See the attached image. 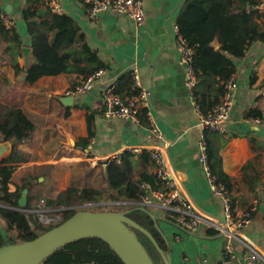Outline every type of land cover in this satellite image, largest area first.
Listing matches in <instances>:
<instances>
[{
    "label": "crops",
    "instance_id": "obj_1",
    "mask_svg": "<svg viewBox=\"0 0 264 264\" xmlns=\"http://www.w3.org/2000/svg\"><path fill=\"white\" fill-rule=\"evenodd\" d=\"M49 1L59 4L61 14L77 22L78 45L89 43L106 64V72L85 93L73 92L84 77L78 72L44 75L34 83L26 81L27 68L37 61L34 32L47 30L42 21L53 13ZM143 1L146 21L137 28L126 14L116 11H106L92 19L87 0H4L7 11L15 18L13 32L21 38V52L20 71H17L12 64L13 54L7 50L8 40L0 32V113L5 107H21L36 125L33 138L18 144L14 160L8 163L16 166L9 189L27 187L28 201L30 198L34 207L42 198L54 199L73 186L71 180L75 182L78 177L73 170L83 166L100 171L103 187L107 186L108 161L115 155L122 160L132 147L142 149L134 155L132 173L155 174V164L146 152L160 141L147 119L141 116L138 122L108 119L104 112L105 91H114L113 85L128 74L134 75V82L138 75L141 86L150 92L152 116L164 134L168 157L181 189L197 209L218 222L226 219L225 202L213 193L200 161L203 135L209 149L219 155L222 170L234 186V213L255 208L250 225L236 231L240 232L239 237L230 238L218 230L215 233L216 228L207 223L200 224L197 231H189L166 218L161 208L151 207L169 239L173 264L225 261L241 264L250 245L262 255L255 264H264V119L248 115L254 107L264 112V41H256L244 57L235 59L234 75L239 88L226 133L205 131L176 45L175 26L184 0ZM263 2L260 0V4ZM258 21L264 28V16ZM47 31L48 41L53 42L56 30ZM25 47L29 48L28 52L22 50ZM129 87L128 82L124 84L121 95H127ZM66 96H73V102L63 101ZM89 116L94 129L92 136ZM86 138L89 141H84ZM1 144L6 147L4 159L12 154L14 144L2 139ZM249 162L252 165L245 171L244 166ZM25 183L28 185L24 186ZM108 190L116 194V190ZM0 229L7 239V225L1 216Z\"/></svg>",
    "mask_w": 264,
    "mask_h": 264
},
{
    "label": "trees",
    "instance_id": "obj_2",
    "mask_svg": "<svg viewBox=\"0 0 264 264\" xmlns=\"http://www.w3.org/2000/svg\"><path fill=\"white\" fill-rule=\"evenodd\" d=\"M49 3V2H48ZM47 3V4H48ZM260 0H184L178 15L177 24L180 33L184 36L189 46L194 51V67L198 75V83L195 88L197 101L202 111L212 109L225 95V83L236 71V58L244 57L250 47L256 41H264V28L258 18L264 16V8L259 6ZM50 6V4H49ZM53 12L52 16L42 21L47 30H56L53 42L48 41V31H36L33 36V48L36 62L26 70V81L36 82L44 75H56L60 72H78L83 78L92 74L99 68H106L98 52L87 42L78 45L79 26L75 19L67 14ZM30 13L27 12V16ZM0 32L8 40L7 50L12 56V64L20 71L18 55L21 52V38L0 24ZM218 44V47H217ZM86 63V65H82ZM129 83L127 95H121L120 88ZM134 75L128 74L121 81L113 85L114 91L123 97H129L139 92L134 88ZM80 84V83H79ZM205 101H208L205 104ZM248 115L264 119V112L258 107L252 108ZM140 116L146 117V109H142ZM90 136L94 134L91 116H89ZM36 129L35 123L24 112L21 107H5L0 113V140L12 141L13 152L0 163V175L2 187H0V216L5 220L8 236L12 241H7L0 229V246L7 243H18L32 240L60 222L68 219L77 211L84 209L87 203L94 205H105L104 195L108 189L116 190L110 194L113 201L121 205H128L131 209L129 216L151 231L158 246L166 253L171 252L169 239L159 226L158 217L153 218L147 212L139 209L144 200L145 190L143 183H150L155 187L160 186V180L156 174L132 173V162L134 154L125 152L122 160H111L108 167V187L98 189L95 187L70 186L60 192L56 198L48 199L47 206L53 210L63 213L60 222L49 225L42 223L34 212L30 211L29 198L26 209H15L19 207V198L22 189L10 191L9 184L15 165L8 164L15 158L18 144L30 141ZM84 141H89L86 138ZM208 143V141H207ZM208 145V144H207ZM149 157L150 154L146 152ZM208 153L213 172L218 176L220 183L224 184L232 196L234 206L233 189L230 176L221 167L219 155L209 149ZM151 158V157H150ZM252 163L244 166L248 171ZM28 184H24L27 186ZM169 219V218H168ZM172 220V219H170ZM175 221V220H172ZM140 240L146 246L156 264H165L157 245L143 231L133 228ZM215 233H219L215 229ZM7 236V237H8ZM40 264H125L114 249L99 237H87L75 240L58 249Z\"/></svg>",
    "mask_w": 264,
    "mask_h": 264
},
{
    "label": "built area",
    "instance_id": "obj_3",
    "mask_svg": "<svg viewBox=\"0 0 264 264\" xmlns=\"http://www.w3.org/2000/svg\"><path fill=\"white\" fill-rule=\"evenodd\" d=\"M90 4L89 17L97 18L106 11H116L126 14L135 24L137 28L142 26L146 21V9L143 0H87ZM54 12L61 13L62 7L49 1ZM264 7V2L260 4ZM0 24L7 29H13L15 26V18L9 13L5 7L4 0H0ZM176 28V45L181 53L182 63L186 69V83L190 90L191 96L195 103L200 118V124L205 131H214L226 133L227 121L230 117L232 107L235 102V96L239 88V81L236 75H232L225 83V95L212 109L207 112L202 111L195 94V88L198 83V75L194 67V49L189 46L184 36L180 33L178 24ZM106 72V68H99L92 74L83 78L80 84L74 89V93H85L89 90L94 80L100 78ZM134 88L139 92L129 97H123L120 94L108 89L104 93V103L106 106L105 115L108 119L124 118L133 122L140 120V112L146 109L147 121L150 124L153 134L159 139L160 143L147 149L151 159L155 164V174L160 180V186L155 187L150 183H143L142 188L145 190L144 200L141 205L148 208L159 207L164 211L166 218L175 220L178 224L189 231H197L200 224L207 223L216 228L220 233L227 237H239L241 235L236 231H241L253 219L254 207L246 209L239 214L234 213L232 200L227 187L220 183L218 176L213 172L208 153L207 138L203 135L200 141V161L203 165L205 175L211 185L212 191L216 197L225 202L226 219L218 222L215 218L201 213L189 197L182 191L179 178L175 173L167 153V142L163 132L155 122L151 111V95L148 89L141 86L138 75L135 76ZM134 155L142 152L140 147H132L129 149ZM111 160L121 161L118 155ZM0 187H2V178L0 175ZM87 206L94 205L87 203ZM47 207V201L42 199L37 203L32 212L37 215L38 219L44 224L60 222L63 219L61 212L58 211L52 217L51 211ZM245 240H249L244 235ZM260 258L261 253L254 245H250V251L243 256L241 264H255ZM214 264H227V262H218Z\"/></svg>",
    "mask_w": 264,
    "mask_h": 264
},
{
    "label": "water",
    "instance_id": "obj_4",
    "mask_svg": "<svg viewBox=\"0 0 264 264\" xmlns=\"http://www.w3.org/2000/svg\"><path fill=\"white\" fill-rule=\"evenodd\" d=\"M22 50L28 52L29 48L25 47ZM63 101L72 103L73 96H66ZM5 151L6 147L1 144L0 163ZM28 193L29 189L26 187L19 198V209L21 210H26ZM139 209L153 218L157 217L145 205H140ZM130 212L131 209H81L32 240L0 246V264H40L58 249L75 240L87 237H99L106 241L125 264H156L133 228L145 232L154 241L165 264H173L171 254L158 246L151 231L129 216ZM159 228L164 231L161 226Z\"/></svg>",
    "mask_w": 264,
    "mask_h": 264
},
{
    "label": "rangeland",
    "instance_id": "obj_5",
    "mask_svg": "<svg viewBox=\"0 0 264 264\" xmlns=\"http://www.w3.org/2000/svg\"><path fill=\"white\" fill-rule=\"evenodd\" d=\"M73 172H76L77 176L76 177V180L74 182V180L70 182L71 185L73 186H77V187H96V186H100L101 189L102 188H106L108 186H104V182H103V175L101 174L100 171H95V170H91V167H87V166H83V167H79L75 170H73ZM113 193L111 192V190H108L104 197L105 199H107L104 204L105 205H90V206H87V205H84V206H77L78 208H85V209H93V210H125L126 208H128L129 206L127 205H121V203H118L116 201H113L111 198H110V194ZM44 199L45 201H47L46 198H42ZM41 199V200H42ZM39 200V202L41 201ZM38 202V203H39ZM48 207V206H47ZM49 208V207H48ZM151 209V208H149ZM58 211L56 210H52L51 211V215L50 216H54L55 213H57ZM61 216H63V213L61 212L60 213ZM37 216V215H36ZM47 225V224H46ZM7 241H12V237H11V233H10V236L7 237Z\"/></svg>",
    "mask_w": 264,
    "mask_h": 264
}]
</instances>
